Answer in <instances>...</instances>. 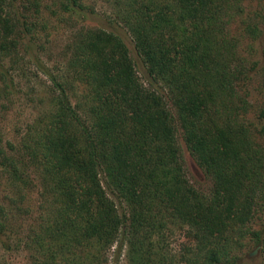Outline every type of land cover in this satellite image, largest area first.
I'll use <instances>...</instances> for the list:
<instances>
[{"label": "trees", "instance_id": "trees-1", "mask_svg": "<svg viewBox=\"0 0 264 264\" xmlns=\"http://www.w3.org/2000/svg\"><path fill=\"white\" fill-rule=\"evenodd\" d=\"M100 2L165 95L139 80L117 31L83 22L94 2L0 0V71L27 55L46 79L24 129L0 132V248L23 251L20 264H247L250 243L264 264L251 223L264 210V143L242 98L217 108L255 66L229 31L239 0ZM178 128L208 191L186 175Z\"/></svg>", "mask_w": 264, "mask_h": 264}, {"label": "rangeland", "instance_id": "rangeland-1", "mask_svg": "<svg viewBox=\"0 0 264 264\" xmlns=\"http://www.w3.org/2000/svg\"><path fill=\"white\" fill-rule=\"evenodd\" d=\"M89 1L95 3L94 7L96 12L94 14H87L83 22L117 31L128 49V54L135 65L139 80L145 87L154 88L165 95L163 88L158 84H153L147 79L145 66L140 56L137 54L131 37L125 27L112 19L106 5H102L100 0ZM239 3V11H237L235 18L232 19L229 24V31L238 37L237 49L242 57L246 59V63L249 65L253 60L255 66L251 74L249 72V78H241V81L235 86L236 92L225 94L222 98L223 104L217 105V108L223 111L231 107H236V105H238L239 108L241 104H243L239 98H242L247 104L244 115L246 119L251 121V126L257 130L258 126L264 124V120L258 117L259 109L264 105V78L262 77L263 71L261 70L263 60L262 52L264 51V0H239ZM246 23L250 25L255 23L258 32L255 35L247 32L245 28ZM64 34L62 30H59L54 38L51 36V42L46 44V46L49 47L46 51L54 52L56 50V45L59 44ZM51 57H54L53 54ZM41 58H44V56L42 55ZM29 59L30 58L25 55L23 56V60H20L15 67L9 68L8 62H4V66L1 67L0 72L4 74V77L3 79L0 78V87H3L4 84L6 85L4 93L0 90V132L3 136L14 138L18 131L24 129L26 122L30 121L40 110L38 109L40 104L36 99L43 93L46 79L44 75L36 71L35 68L37 67ZM45 63L50 65V61ZM18 68L23 69L18 71ZM6 90L8 92H6ZM256 130L255 133L258 135V138L261 137L260 139L263 144L264 133L260 136ZM176 135L180 145L186 175H188L192 184H194L197 189L204 192L208 191L209 185L211 184L210 177L206 175L197 164L196 160L185 146L179 128L176 130ZM31 196L34 197L35 192H31ZM251 223L253 227L264 230V210L260 211ZM181 234L182 233L179 232L173 237L171 243L174 246L180 243V239L182 238ZM24 255L23 251L18 252L15 249L0 248V257H8L11 264L22 263L25 260ZM241 255L242 258L246 260L247 264H261L262 251L260 250L259 244L253 245L248 243L244 245L241 249ZM113 260V257H111L110 264H116L115 262L113 263Z\"/></svg>", "mask_w": 264, "mask_h": 264}]
</instances>
